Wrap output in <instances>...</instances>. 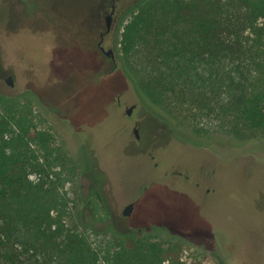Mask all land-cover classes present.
<instances>
[{"label": "rangeland", "instance_id": "obj_1", "mask_svg": "<svg viewBox=\"0 0 264 264\" xmlns=\"http://www.w3.org/2000/svg\"><path fill=\"white\" fill-rule=\"evenodd\" d=\"M143 1L110 0L100 15L94 0H0V96L31 107L34 133L53 135L66 223L95 244L123 236L132 245L147 235L180 243L185 264H264V130L235 135L211 112L201 119L209 132L196 136L146 107L126 67L147 92L148 77L157 86L176 73L182 87L191 77L183 60L145 46L122 51L124 25ZM102 32L114 58L99 45ZM232 63L219 65L226 84ZM225 91L212 99L216 106L227 101Z\"/></svg>", "mask_w": 264, "mask_h": 264}, {"label": "trees", "instance_id": "obj_2", "mask_svg": "<svg viewBox=\"0 0 264 264\" xmlns=\"http://www.w3.org/2000/svg\"><path fill=\"white\" fill-rule=\"evenodd\" d=\"M108 1L98 6L94 0L91 9L104 15ZM139 46L183 60L191 77L186 87L176 73L171 80L159 78L161 91L148 77L147 92L125 68L142 102L172 129L203 135L209 129L202 116L215 112L235 135L264 130V0H144L121 37L124 54ZM224 58L233 62L227 84L219 68ZM240 58L243 64H237ZM204 64L211 66L208 73L200 69ZM224 88L227 101L216 106L212 99L219 100ZM7 100L0 96V264H185L178 242L145 235L132 245L123 236L95 244L86 231L70 228L69 198L60 192L65 181L51 159L54 137L33 132L31 107Z\"/></svg>", "mask_w": 264, "mask_h": 264}, {"label": "water", "instance_id": "obj_3", "mask_svg": "<svg viewBox=\"0 0 264 264\" xmlns=\"http://www.w3.org/2000/svg\"><path fill=\"white\" fill-rule=\"evenodd\" d=\"M113 11H114V6H113V9H112L111 13L107 14V16H106V20H107V30H108V31L111 29V26H112V13H113ZM101 48H102V49H103L108 55H110V56L112 55V54H111V50L106 51L105 48H104V46H102V45H101ZM7 82H8L10 85H14V80H13V76H12V75L8 76V78H7ZM134 107H135V105H132V106H130V107L127 109L128 114H131V113L133 112ZM135 133H136V136L139 137L138 128H135ZM133 209H134V202H131V203H129V204L125 207L123 213H124L125 215H131L132 212H133Z\"/></svg>", "mask_w": 264, "mask_h": 264}, {"label": "flooded vegetation", "instance_id": "obj_4", "mask_svg": "<svg viewBox=\"0 0 264 264\" xmlns=\"http://www.w3.org/2000/svg\"><path fill=\"white\" fill-rule=\"evenodd\" d=\"M111 30V29H110ZM110 30L108 31L107 30V32H105V33H108V32H110ZM105 33L104 32H102V40L99 42V45H100V47H101V45L102 46H104L103 45V43H102V41L104 40V35H105ZM104 48H105V50L106 51H109V50H111V57H113L114 58V52H113V50H112V48H109V49H106V47L104 46ZM102 49V48H101ZM103 50V49H102ZM104 51V50H103ZM105 52V51H104ZM106 53V52H105ZM107 54V53H106ZM108 55V54H107ZM108 56H110V55H108ZM135 106H136V104H134ZM128 109V108H127ZM127 112V111H126ZM127 114H128V112H127ZM135 128H138V127H135ZM135 130V129H134ZM139 138V137H138Z\"/></svg>", "mask_w": 264, "mask_h": 264}]
</instances>
